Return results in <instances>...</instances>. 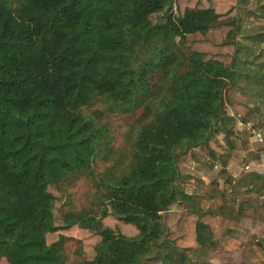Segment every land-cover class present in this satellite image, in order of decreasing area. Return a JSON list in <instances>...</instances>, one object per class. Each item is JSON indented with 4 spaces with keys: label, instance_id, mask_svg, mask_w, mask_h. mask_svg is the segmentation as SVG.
<instances>
[{
    "label": "trees",
    "instance_id": "obj_1",
    "mask_svg": "<svg viewBox=\"0 0 264 264\" xmlns=\"http://www.w3.org/2000/svg\"><path fill=\"white\" fill-rule=\"evenodd\" d=\"M183 4L0 0V264H65V235L77 226L100 236L82 264H164L156 245L182 260L195 243L250 247L220 232L221 215L191 204L179 186L178 152L203 146L215 157L227 152L218 134L229 148L235 134L223 100L233 73L201 46L181 47L230 29L217 25L215 6ZM159 13L163 22L152 18ZM133 112L141 113L127 136L131 158L118 171L126 150L112 147L106 120ZM102 155L112 162L96 182L103 227L83 214L60 217L56 189L73 187ZM177 203L189 205L169 244L163 213Z\"/></svg>",
    "mask_w": 264,
    "mask_h": 264
},
{
    "label": "rangeland",
    "instance_id": "obj_2",
    "mask_svg": "<svg viewBox=\"0 0 264 264\" xmlns=\"http://www.w3.org/2000/svg\"><path fill=\"white\" fill-rule=\"evenodd\" d=\"M179 2L191 9L215 6L219 15L217 25L227 26L230 29L228 33L220 32L218 40L202 35L196 39L189 38L181 47L194 50L201 46L214 58L224 62L233 73V80L228 81L225 87L223 100L227 114L234 118L233 125L228 124V127L231 126L232 132L235 131V134L230 135L233 138L231 141L234 142L231 146L234 154L238 155L235 158H238V162L240 161L239 169L235 168V170L237 169L239 174L243 173V169L249 170L243 173L242 179L239 178L240 176L231 177L235 181L243 182L244 180V183L249 184L247 190L244 189L245 186L240 189V184L230 180L231 191L229 193L227 191L225 196L217 200V206L208 204L209 200L204 201L200 194H208L214 190L215 176L213 174L216 173L213 172L217 166L215 172L219 174L222 171V164L218 166L219 164L209 159L207 151L202 146L186 153L178 152V166L184 173L178 181L179 186L191 196L190 203L196 207L213 208L219 213L222 208L223 212L228 214L230 221L237 224L243 223L241 227L244 231L233 229L231 235L236 236L238 233L241 236L242 232H245V238H249L248 242L251 245L249 247L251 250L247 253H253L254 256L252 262L250 258V262L246 263L244 255H236L230 259L221 256L223 254L221 252L213 251L215 247L195 243L191 249L184 251L182 260L180 255L172 252L169 246L160 249L156 245L155 248L157 252H161L164 264H231L232 262L233 264H263L261 259L264 257V172H262L264 171V0H214L215 5L212 4V0H175L174 8ZM163 14H156L152 18L156 22H163ZM179 41L177 38L176 42ZM201 41L208 43L203 45ZM236 104L250 109L247 117L236 115L232 107ZM140 113L110 115L106 120L110 122L114 137L112 147H117L120 154L122 149L126 150L125 156L121 154L125 162L118 171L126 169L125 166L131 158V141L127 139V136L129 139L131 135L133 136L131 127ZM248 123L252 125L251 129L248 128ZM254 132L260 133L263 139L258 140ZM216 138L221 145L226 142L223 134H218ZM220 156L221 162L226 165V154H220ZM107 158L104 155L97 158L92 168L77 178L73 187L56 189L60 217L83 214L94 218L95 222L99 221L103 227L101 212L103 204L95 195L98 191L96 182L99 183L102 180L112 163ZM251 160L257 161L251 163ZM246 165L248 167H245ZM206 173L210 174L206 177L207 182L211 181V183L202 187L200 185L203 181L202 176ZM188 205L177 203L168 212L163 213L165 237L169 244L182 234L181 224ZM125 233L133 236L135 230L128 229ZM65 236L67 237L65 264H82V261L93 258L92 249L100 242L99 229L77 226L75 232Z\"/></svg>",
    "mask_w": 264,
    "mask_h": 264
},
{
    "label": "crops",
    "instance_id": "obj_3",
    "mask_svg": "<svg viewBox=\"0 0 264 264\" xmlns=\"http://www.w3.org/2000/svg\"><path fill=\"white\" fill-rule=\"evenodd\" d=\"M224 136V135H223ZM219 138V137H218ZM263 139V137H262ZM223 147L226 149V150H229L227 152H225L226 154V165L224 163L221 162V159H220V154L218 155V153L215 155V157H210L208 154H207V157L209 159H212V161L214 163H217L219 164L218 166H220L222 164V171H220V173L218 174L217 172H215V170L217 169V166H215V170L213 173H216V174H213L215 177H214V190L211 191V193H204L203 195L200 194V196L202 198H204V201H208V204L212 205V206H217L216 202L217 200L221 197V196H225V194L229 193V191H231V183H230V180L234 181V183H238L240 184V189H242V187L244 188L245 186V190L248 189V185L249 184H246L244 183V180L243 182H241L240 180L239 181H235V179L233 178H237V176H240L239 178L242 179V176H243V173H246L247 171H249L248 169H243V173H238L236 170L239 169V164H240V161L238 162V158H235V157H238V155L236 156L234 154V150L232 148H229V144L227 142H224L223 143ZM204 149V148H203ZM205 150V149H204ZM206 151V150H205ZM256 162L257 160H251V163ZM245 167H248V165H246ZM235 168H237L235 170ZM246 170V171H244ZM264 172V171H262ZM239 174V175H238ZM262 175V173H259ZM210 174L206 173L204 176H202V179L203 181H201V186H205V185H209L211 183V181H208L207 182V177L206 176H209ZM264 175V174H263ZM262 175V176H263ZM233 177V178H231ZM230 178V179H229ZM237 184V185H238ZM221 208V207H220ZM206 209H210L211 211L215 212L213 210V208H206ZM224 209L221 208V213L219 212H215L217 215H221V222H220V225H219V228L218 230L220 232H226V233H232V230L233 229H239L241 231H244V229H242L241 225L243 223L241 222H238V224L236 222H232L229 220V216L228 214H226L225 212H223ZM236 225H240V226H236ZM226 229V230H225ZM234 231V230H233ZM233 236V235H232ZM246 236V233L245 232H242L241 236L237 233L236 237L240 238L242 241H244L247 245L251 246L248 242L249 238H245ZM251 249L250 248H236V249H232L230 251H225L223 249H221L219 246L216 247L213 251H216V252H221L223 254H221V256H224V257H227V258H233V256L235 257L236 255L237 256H240V255H244L246 256V259H245V262L246 263H249L250 262V258H251V262L253 260V253H247L249 252ZM251 256V257H250ZM261 262H264V257L261 259ZM233 264V262L231 263ZM264 264V263H263Z\"/></svg>",
    "mask_w": 264,
    "mask_h": 264
},
{
    "label": "built area",
    "instance_id": "obj_4",
    "mask_svg": "<svg viewBox=\"0 0 264 264\" xmlns=\"http://www.w3.org/2000/svg\"><path fill=\"white\" fill-rule=\"evenodd\" d=\"M247 125H248V128H250V129L252 128V125L251 124L248 123ZM254 134L256 135V137H258V140H262V135L260 133L254 132Z\"/></svg>",
    "mask_w": 264,
    "mask_h": 264
}]
</instances>
